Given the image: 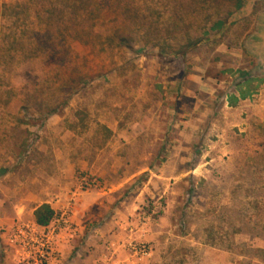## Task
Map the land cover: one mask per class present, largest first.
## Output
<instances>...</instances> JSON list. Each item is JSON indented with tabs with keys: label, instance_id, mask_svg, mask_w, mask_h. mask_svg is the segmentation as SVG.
<instances>
[{
	"label": "rangeland",
	"instance_id": "1",
	"mask_svg": "<svg viewBox=\"0 0 264 264\" xmlns=\"http://www.w3.org/2000/svg\"><path fill=\"white\" fill-rule=\"evenodd\" d=\"M236 2L0 0V264H264V0Z\"/></svg>",
	"mask_w": 264,
	"mask_h": 264
},
{
	"label": "trees",
	"instance_id": "2",
	"mask_svg": "<svg viewBox=\"0 0 264 264\" xmlns=\"http://www.w3.org/2000/svg\"><path fill=\"white\" fill-rule=\"evenodd\" d=\"M64 1L65 4V8L66 9H70V11L68 13H70V15L73 16V18H70V20L72 21H76V22H82L86 16H88V9L85 8L86 0H62ZM250 0H237L236 5H237V10H235V12H233L231 14L232 17H236L241 15ZM35 2V0H28V3H33ZM69 20V21H70ZM218 27L220 30V32L224 31V27H225V23L219 22L218 23ZM260 45H261V53L262 56L264 57V24H262L261 28H260ZM35 218H36V223L38 226L40 227H50L51 224L55 221L56 219V212L55 210L52 209V207L50 205H44L42 207H40L36 213H35Z\"/></svg>",
	"mask_w": 264,
	"mask_h": 264
},
{
	"label": "crops",
	"instance_id": "3",
	"mask_svg": "<svg viewBox=\"0 0 264 264\" xmlns=\"http://www.w3.org/2000/svg\"><path fill=\"white\" fill-rule=\"evenodd\" d=\"M0 48H1V36H0Z\"/></svg>",
	"mask_w": 264,
	"mask_h": 264
}]
</instances>
